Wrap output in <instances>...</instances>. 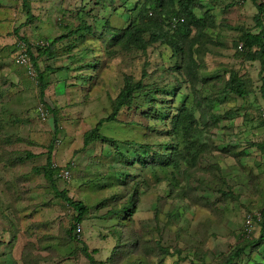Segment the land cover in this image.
<instances>
[{"label":"rangeland","instance_id":"rangeland-1","mask_svg":"<svg viewBox=\"0 0 264 264\" xmlns=\"http://www.w3.org/2000/svg\"><path fill=\"white\" fill-rule=\"evenodd\" d=\"M141 1L29 0L30 15L23 0H0V264H90L84 245L96 264H264V55L246 47L264 29L261 0H193L199 23L179 53L161 42L127 49ZM20 46L45 77L44 95L32 60L36 76L17 63ZM127 81L145 89L99 136L135 163V152H174L164 169L112 165L118 148L100 139L84 146ZM182 108L197 121L183 120L175 136ZM128 143L149 148L129 152ZM50 149L54 167L71 172L68 182L55 173L58 189L88 208L80 223L34 173ZM28 152L36 157L21 162ZM136 191L134 215H115Z\"/></svg>","mask_w":264,"mask_h":264},{"label":"trees","instance_id":"trees-1","mask_svg":"<svg viewBox=\"0 0 264 264\" xmlns=\"http://www.w3.org/2000/svg\"><path fill=\"white\" fill-rule=\"evenodd\" d=\"M257 1V0H255ZM193 0H143L140 3H137L135 5V10L141 9V17L138 16V21L140 23L139 26H133V28H129L126 30L124 33V39L122 41L126 44L127 49H135V50H146L147 46L149 44L161 42L163 44H166L170 47L173 48V51L179 53L182 51L181 44L183 42H186L189 34H190V28L198 25L199 21L197 19V15L195 13V7L192 4ZM260 6L264 8V4L262 3L261 0ZM23 5L28 14H30V3L29 0H23ZM178 6L179 9L177 11H174V7ZM264 10H261V7L259 8L258 15L261 14ZM31 15V14H30ZM184 17V22L179 23L175 28L171 26L169 21L171 20V17ZM179 19V18H178ZM257 21H258V16H257ZM109 22V21H107ZM168 28L165 30V28ZM182 28L184 30L182 31ZM261 32L257 35L254 34H248L247 35V45L246 47L249 49H252L254 46H259L261 54L264 55V29L263 26H261ZM81 29V28H80ZM146 32L149 34V40H146V38H137V33H144ZM72 34L76 35L77 33ZM183 39H180L182 38ZM63 38H58L53 41V43H58L62 40ZM22 40V39H21ZM24 42L26 40H23ZM131 44L134 45V47L131 48ZM54 45V44H53ZM51 45V47L53 46ZM40 46V45H38ZM39 49H45V53L51 55V50L49 48H46V46H40ZM22 50V46H20V52ZM19 52V53H20ZM189 54V63L185 64V70L187 73H191L193 69V65L195 64L194 60L192 59V53L191 51L188 52ZM245 53V52H244ZM28 54L31 57V60L33 62V65L36 69L37 72V77L41 81V86H40V91L41 94L44 95L47 84L45 82V77L43 73L40 70H37L38 67L36 65V60L33 57V54L28 50ZM192 63V64H190ZM91 67H95V65H91ZM144 86L142 83L138 84H133V81H127V84L124 88V90L121 92L119 95L118 102H116V105L114 106V111L111 116H109L106 119H102L96 126L95 129L91 130L89 134L85 137L84 140V146L87 147L88 145L91 144V141L94 139H100L103 143H109L112 146H117V142L113 138H109L106 136H103L102 134L99 136L100 131L103 128V125L105 123H110L116 120V117L118 113L121 111V109L125 106H130L133 103V99L135 97L136 92L139 90L142 91ZM262 92L264 94V87L262 89ZM186 109L182 108L177 117L174 119L173 122V134L175 136L180 133L181 130V123L184 120V122L189 121L190 126H193V124L196 123L197 117L192 115V116H187L186 114ZM202 119L205 120L206 118V113L203 112L201 115ZM41 117V116H40ZM43 118V117H42ZM41 118V119H42ZM45 119V118H44ZM191 119V121H190ZM56 129H58V124L57 122L55 123ZM97 136V137H96ZM187 139V138H186ZM128 147V150L130 152V149L138 151L140 149H147L149 148L148 145L142 146L140 145L139 147H131V143H128L125 145ZM174 150L177 151V146L173 144ZM117 150V157L113 158L112 165H116L119 163L127 168L134 169L132 167L135 166V164L140 163L143 168H148L149 166H157L159 168H166L169 164L173 163V154L174 152H169V153H162L159 152L158 154H155L153 157L148 156V154H141L135 152V154H138V159L137 163H135V160H133L130 156V154L122 153L121 149H114ZM148 152V150L146 151ZM36 156L28 152L26 153L25 158L21 159L20 161L23 162L26 159H31L35 158ZM47 164L43 168H35L34 173H44V176L47 178V180L51 183L52 189L54 190L56 196L61 198L68 206H70L74 212L77 214L75 223H80L83 221V219L86 217L88 213V208L82 203L73 200L72 198L69 197L68 193L66 191H60L56 185V181L54 179V175L56 172L59 173V168H55L53 164V157L51 153V149L49 150V153L47 154ZM118 161V162H117ZM68 170V169H67ZM113 170V169H112ZM117 174H114L113 179H115V182L118 181L116 178ZM139 201V194L138 192H133V194L130 195L129 198V204H127L122 210L114 212L115 215L119 216L120 213H124V215L128 217H132L134 215V211L130 210L129 207L131 205H135L134 210L136 209V204ZM260 219V226H262V231L264 233V210L261 212V218ZM77 226H72L71 231L69 232L72 234L73 232L75 233ZM77 236V234L75 233ZM131 241H133V237L130 238ZM80 244H82L80 242ZM138 244V241H136L135 246ZM84 245V244H83ZM83 251L87 259L89 260L90 264H96L95 259L92 257L91 254L88 253V248L86 245L83 246ZM242 254V250L239 251L238 253L235 254V256H240ZM235 259L236 257H230L228 260L227 264H235Z\"/></svg>","mask_w":264,"mask_h":264},{"label":"built area","instance_id":"built-area-1","mask_svg":"<svg viewBox=\"0 0 264 264\" xmlns=\"http://www.w3.org/2000/svg\"><path fill=\"white\" fill-rule=\"evenodd\" d=\"M262 3L264 4V0H262ZM184 22V18H181V19H174V20H170L169 21V23L171 24V26H173L174 28L177 26V25H179V23H183ZM243 48V46L241 45L240 47H239V49L241 50ZM17 63L18 64H20V65H23V66H25L28 70H29V72H30V74L31 75H35V69L33 68V65H32V63H31V57L29 56V54H28V48H23L22 50H21V52L19 53V55H18V58H17ZM36 76V75H35ZM45 118V114H44V112L41 110V118ZM262 117H263V119H264V112H263V114H262ZM59 177L62 179V180H64V181H66V182H68V181H70L71 180V172L69 171V170H61L60 171V174H59ZM252 217H248V220H247V226H246V231L249 233V231H250V227H252L251 226V224H252V221H253V218L251 219ZM82 232V230H81V227L80 226H78L77 228H76V231H75V233L77 234V236L78 235H80V233Z\"/></svg>","mask_w":264,"mask_h":264},{"label":"clouds","instance_id":"clouds-1","mask_svg":"<svg viewBox=\"0 0 264 264\" xmlns=\"http://www.w3.org/2000/svg\"><path fill=\"white\" fill-rule=\"evenodd\" d=\"M263 114V113H262ZM263 118V117H262Z\"/></svg>","mask_w":264,"mask_h":264}]
</instances>
